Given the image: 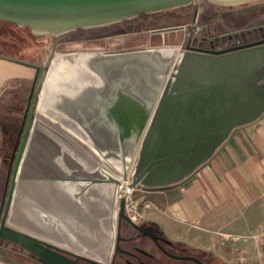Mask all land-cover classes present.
I'll return each mask as SVG.
<instances>
[{"label":"water","instance_id":"water-1","mask_svg":"<svg viewBox=\"0 0 264 264\" xmlns=\"http://www.w3.org/2000/svg\"><path fill=\"white\" fill-rule=\"evenodd\" d=\"M191 1L0 0V20L28 27L34 34L55 37L78 27L105 26L131 19L139 12L174 9ZM207 1L237 4L255 0ZM170 29L174 28L161 30ZM238 41L240 39L233 42ZM36 78L37 75L33 85ZM42 79L41 76L37 82L35 98ZM118 81L115 78L111 81L113 85L107 87L105 100L108 101H105L104 110L106 116L112 110L121 118L107 127L113 136H117L118 143L129 142L131 145V161L134 154L137 156L132 172L131 163L127 165L123 156L121 168L114 167L106 157L97 158L94 151L48 115L39 112L35 102L24 108L29 116L23 137L19 141L20 129L16 150L8 160L7 182L0 203V239L11 242L43 264H80L59 248L67 247L63 237L59 247L41 239L49 231L45 223L55 215L50 194L58 179L72 183L69 198L60 194L58 197L76 205L88 203L95 190L100 197L108 199L111 195L114 199L120 176H129L132 186L167 187L185 179L205 163L235 127L257 119L264 112V38L220 50L184 51L178 59L176 72L170 73L164 86L155 89H118ZM76 88L72 85L69 90ZM31 91L34 92L33 88ZM118 95L138 108H134L128 118L126 114L130 111L121 106ZM30 204L32 213H22L20 209L25 210ZM14 211L23 216L24 224L11 220ZM104 211L100 209L98 214L87 217L95 224L96 235L85 223L76 222L78 228L86 229L84 235L90 237L84 239L89 241L99 237L96 238L97 246L102 249L87 253L96 260L90 261L96 264H104L101 254L108 245L105 217L100 215ZM119 216L126 217L123 199L120 200ZM71 241L76 251H84L74 238Z\"/></svg>","mask_w":264,"mask_h":264},{"label":"flooded vegetation","instance_id":"flooded-vegetation-1","mask_svg":"<svg viewBox=\"0 0 264 264\" xmlns=\"http://www.w3.org/2000/svg\"><path fill=\"white\" fill-rule=\"evenodd\" d=\"M201 1L192 0L186 6L152 13L139 12L131 18H141L137 25L121 27L125 29L122 32L91 38L102 39L113 35H122L127 38V41L123 40V43L119 42L120 44L113 47H106V43L99 42L90 48L62 47L60 49V41L55 39L57 36L50 37L51 48L47 49L44 61L37 64L36 83L33 85L32 82L28 92L21 100L23 108L20 111L13 148L8 160L16 150L15 144L20 129H22V133L19 141L23 137L26 119L29 116L28 112L27 114L24 112V108L27 104L35 102L39 112L44 114L46 110H51L53 121L75 136L81 144L94 151L97 158L106 157L114 167L121 168L120 158L123 156L127 165L131 163L130 172H132L136 154L131 161L133 152L129 142H125L123 145L118 143L117 136H113L110 128L107 127L114 120L121 121L120 116L114 115L112 110H108L109 116H106L104 110L105 101H108L105 100L107 87L113 85L111 81H115V78L119 79L118 89H155L164 86L170 77V73L176 72L178 59L184 51L220 50L264 38L263 34V36L250 39L243 37L242 41L233 42L227 33L203 35V28L200 27L198 31L193 33V28L190 25L196 23L201 16L203 8ZM113 24L99 27L103 29V27L108 26L102 32L119 28L109 26ZM170 27L174 29L161 30ZM179 34L181 37L177 38ZM74 40L63 41L62 43L68 45ZM41 76L43 77L41 89L38 90L35 98V89ZM72 85L79 88H76L78 90L77 95L69 90ZM31 88L34 92L31 91ZM118 96L117 99L121 102V106L130 111L126 114L128 116L125 115L126 118L130 117L129 115L132 114L135 105ZM75 104L79 109H76ZM103 110L104 112H102ZM67 111L73 113L72 115L80 111L77 113L79 116L73 117L79 123L75 121L74 124V119L72 120V117L69 118L65 115ZM138 117L140 116L138 115ZM130 123L133 122L130 121ZM127 132L131 133L132 130H127ZM80 149L85 150L84 148ZM112 170L114 171V168ZM58 180V183L53 187L55 190L50 194L51 207L54 208L56 214L52 216V220H47L45 228L55 235L63 236L66 239L67 247L61 246L60 239L48 233H44L46 236L41 239L57 247L61 246L59 248L64 251L63 253L68 258L74 259L80 264H96L91 262L96 260L87 255L88 247L86 245L82 247L84 251L80 253L74 249L69 240L73 237L76 238L72 233V229L77 228L76 222L85 223L84 225L89 231L96 235L95 224L89 218L93 214H98V210L105 209L104 212L100 213L105 217L103 221L108 244L101 254V257L105 259L104 264H173L170 259L191 260L190 257L170 251L168 246L162 244L161 241L167 243V239L158 228H154L145 221H131L126 210V217H120V200L117 197V191L114 199L111 195L108 199L106 196L100 197L95 190L93 196L88 198V203L70 204L68 199L66 201L63 198L62 200L58 196L60 194L69 198L72 183ZM20 210L25 213L24 209ZM87 217L89 218L87 219ZM75 242L81 244L78 240ZM95 248L97 251L102 249L100 246ZM75 254L79 256L77 257ZM131 254H134V260L130 257Z\"/></svg>","mask_w":264,"mask_h":264},{"label":"crops","instance_id":"crops-1","mask_svg":"<svg viewBox=\"0 0 264 264\" xmlns=\"http://www.w3.org/2000/svg\"><path fill=\"white\" fill-rule=\"evenodd\" d=\"M10 56L0 53V203L21 100L38 74L36 63ZM51 113L44 114L53 121ZM72 114L65 112L75 124L73 117L79 115ZM138 187L141 221L158 224L171 240L211 250L228 264H258L250 235L264 224V112L235 127L212 156L180 182ZM0 264L43 263L1 247Z\"/></svg>","mask_w":264,"mask_h":264},{"label":"rangeland","instance_id":"rangeland-1","mask_svg":"<svg viewBox=\"0 0 264 264\" xmlns=\"http://www.w3.org/2000/svg\"><path fill=\"white\" fill-rule=\"evenodd\" d=\"M264 1V0H255V1H246L237 4H216L209 2L207 0H202L201 5H203L201 16L196 22V25L200 28H203V35L209 36L216 35L218 33L228 34L231 36L233 41L240 39L242 41L243 37L245 39L256 38L263 36L264 34V3H258L256 5H250L252 2ZM214 4V5H213ZM254 10H259V14L256 16L251 15ZM260 15H262L260 17ZM141 21V18L137 19H125L118 22H115L117 27H127L135 26ZM190 23V22H189ZM191 23V27H193ZM252 24V25H251ZM103 29L100 27H90V28H81L72 29L64 34L57 36L55 39L60 41L59 48H90L96 43H106V47L117 46L124 41H127V38L122 35H113L110 37H103L102 39H91L97 38L104 35H110L102 33ZM195 32L194 30L192 31ZM188 36V34H185ZM50 35H39L34 34L30 29L17 26L14 24L6 23L0 21V53L5 55H11L12 57H17L27 62H34L36 64H41L46 57V52L51 48L50 47ZM125 37V38H124ZM181 37V34L177 35V38ZM75 39L72 43L66 45L62 43L63 41H69ZM124 40V41H123ZM120 42V43H119ZM48 49V50H47ZM10 56V57H11ZM20 108V111L23 108V105ZM19 111V113H21ZM75 137V136H73ZM107 164V163H106ZM110 168L112 166L108 165ZM140 195V191H136V197ZM145 197V196H144ZM142 200V198H141ZM140 200V201H141ZM67 201V200H66ZM17 205H15V210ZM32 213V205L27 206L25 209ZM52 210L54 208L52 207ZM54 214H56L54 210ZM141 216L139 221H141ZM11 220L15 221L16 224H24V218L19 213L14 211L11 215ZM61 220V219H60ZM73 234L76 236L75 240H78L80 243L79 246L82 247L86 245L88 252H97V248L92 247L97 246V239L92 238V240H86L84 238H90L88 235H84L85 228H75L72 229ZM48 234L54 235L59 239L63 236H58L50 231ZM84 235V237H83ZM66 240L64 237L62 238ZM72 242L71 240H69ZM6 248L14 252H19L16 246L12 247V244L8 241H3L0 239V248ZM29 255V254H27ZM130 257L134 260V254H131ZM173 264H195L192 260H183L179 258L170 259Z\"/></svg>","mask_w":264,"mask_h":264},{"label":"built area","instance_id":"built-area-1","mask_svg":"<svg viewBox=\"0 0 264 264\" xmlns=\"http://www.w3.org/2000/svg\"><path fill=\"white\" fill-rule=\"evenodd\" d=\"M193 30L198 31L199 26L193 23ZM131 178L128 176L126 178L119 177L117 183L116 191L119 200H124L125 210L129 219L133 222H137L140 219L141 213L138 209V198L136 197V191H141L138 186L131 185ZM255 246V258L258 264H264V224L260 226L253 234L250 235Z\"/></svg>","mask_w":264,"mask_h":264},{"label":"trees","instance_id":"trees-1","mask_svg":"<svg viewBox=\"0 0 264 264\" xmlns=\"http://www.w3.org/2000/svg\"><path fill=\"white\" fill-rule=\"evenodd\" d=\"M258 3H264V1L252 2V3H250V5H252V4L256 5ZM257 14H259V10H254L251 13V15H254V16H256ZM261 16L262 15H260V17ZM0 21L16 25L15 23L8 22V21H5V20H0ZM109 26L115 27V24L109 25ZM21 27H23V26H21ZM25 28H28V27H25ZM104 28H108V26L107 27H103V29ZM124 30H125L124 28H120L119 27V28L111 29L110 31H108V30L104 31L102 33L112 34V33H115V32H122ZM151 226H153L154 228H158L160 230V232L163 234V236L167 239V243H165L166 241L165 242L161 241V242L165 246H168L170 251H172V252H174L176 254H180V255H184V256L190 257L189 259H191L195 264H198L197 261H199L201 263H204V264H228L225 260H223L221 257H219L216 253H214L211 250H207V249H204V248H201V247L193 246V245H190V244L182 242V241L171 240L170 238L165 236V234L163 233V230L159 227L158 224L151 223ZM3 241H5V240H3ZM17 248H18V251L23 253L25 256H30L31 257V255H27L26 251L22 250L19 247H17ZM192 258H195L197 261H195ZM184 260H186V259H184Z\"/></svg>","mask_w":264,"mask_h":264}]
</instances>
